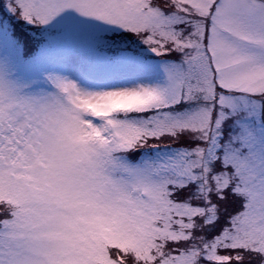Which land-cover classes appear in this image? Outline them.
Returning a JSON list of instances; mask_svg holds the SVG:
<instances>
[{
	"label": "snow or ice",
	"instance_id": "obj_1",
	"mask_svg": "<svg viewBox=\"0 0 264 264\" xmlns=\"http://www.w3.org/2000/svg\"><path fill=\"white\" fill-rule=\"evenodd\" d=\"M0 264H264V0H0Z\"/></svg>",
	"mask_w": 264,
	"mask_h": 264
}]
</instances>
